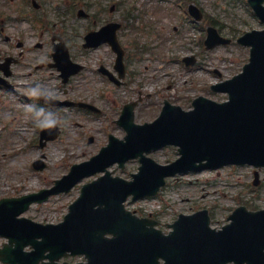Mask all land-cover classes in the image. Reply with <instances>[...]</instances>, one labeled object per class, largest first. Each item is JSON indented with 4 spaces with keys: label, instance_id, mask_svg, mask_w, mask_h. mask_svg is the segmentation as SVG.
Returning a JSON list of instances; mask_svg holds the SVG:
<instances>
[{
    "label": "rangeland",
    "instance_id": "rangeland-1",
    "mask_svg": "<svg viewBox=\"0 0 264 264\" xmlns=\"http://www.w3.org/2000/svg\"><path fill=\"white\" fill-rule=\"evenodd\" d=\"M11 1L0 0V5L12 8L18 3V0ZM38 1L42 7L38 11L37 30H34L36 25L28 21H0V28H6L4 34L13 36L16 26L17 30L26 31L25 61L13 68L10 79L15 90L0 89V200L50 188L56 179L69 173L71 166L97 155L107 146L109 135L124 138L125 131L115 121L129 102L141 99L136 108V122L144 124L157 118L165 99L184 110L191 109L193 100L200 95L218 102L226 100V95L213 93L211 85L242 71L249 60V49L237 44L236 40L253 29H264L247 0H194L204 18L210 19L223 36L233 40L230 45L207 50L204 44L207 32L199 31L196 26L206 27L202 22L194 25L184 18L183 0ZM113 4L116 9L110 12ZM82 9L91 15L89 19L78 17ZM131 14L137 16L135 21L140 29L131 30ZM118 17L126 20L127 25L119 33L123 46L127 50H132L135 44L148 48L142 53L137 50L138 54L131 56L130 69L137 74L136 82L123 87L104 82L96 71L101 61L113 65V54L107 47L88 52L82 49L84 35L89 30H96L105 20ZM54 34L64 38L76 61L87 65L85 73L66 85L54 69L36 68L41 62H51L50 39ZM3 41L0 37V49L9 50ZM38 42L44 44L43 48H36ZM188 55L198 58L195 66L186 67L183 63L182 59ZM35 82L52 89L58 100L89 103L101 109L102 114L76 107L51 108L40 104L30 91ZM29 104L45 105L61 118L57 124L60 136L43 149L40 132L44 128L38 125V117L28 111ZM150 156L160 164H167L178 158V152L175 147H166ZM38 160L46 165L43 170L34 169L33 164ZM138 168V161H131L124 172L117 166L110 170L116 176L129 179ZM254 171L250 166L225 167L170 178L164 193L147 202V212L159 213L165 230L179 215L203 209L209 210L213 227L223 226L239 206L252 211L264 209V174L256 187L253 185ZM99 175L85 179L68 193L32 205L23 216L43 224L60 223L71 203L78 198L82 184ZM5 242L7 240L0 237V247ZM67 260L76 263L82 259Z\"/></svg>",
    "mask_w": 264,
    "mask_h": 264
},
{
    "label": "water",
    "instance_id": "water-1",
    "mask_svg": "<svg viewBox=\"0 0 264 264\" xmlns=\"http://www.w3.org/2000/svg\"><path fill=\"white\" fill-rule=\"evenodd\" d=\"M249 2L264 21V0ZM107 39L121 55L116 37ZM239 42L252 47L250 63L242 74L214 87L229 95L228 102L199 97L189 112L166 102L161 116L143 126L134 124V105L126 106L119 121L128 133L124 141L112 139L100 156L75 166L65 178L67 184L61 181L39 195L2 200L0 236L8 238L9 244L0 249V261L58 264L56 261L71 253L85 254L88 264H159L160 259L165 264H264V210L251 212L241 207L221 231L210 228L207 211L180 216L172 226L174 231L165 236L154 229V222L132 216L122 205L129 195L138 199L156 194L165 177L177 173L232 164L264 167V32L246 34ZM219 43L228 41L215 36L211 45ZM62 56L68 61L66 50ZM168 145L179 147L181 157L173 164L160 166L146 158V153ZM134 158L142 163L134 182L111 179L107 172L83 186L64 223L42 226L18 219L33 202L67 192L84 177L106 171L115 163L124 166ZM27 246L34 251L26 253Z\"/></svg>",
    "mask_w": 264,
    "mask_h": 264
},
{
    "label": "flooded vegetation",
    "instance_id": "flooded-vegetation-1",
    "mask_svg": "<svg viewBox=\"0 0 264 264\" xmlns=\"http://www.w3.org/2000/svg\"><path fill=\"white\" fill-rule=\"evenodd\" d=\"M22 1H24V0H22ZM14 13H15V20L16 21H23L26 18V12L24 10V6H22V4H21V1H20V4L14 9ZM1 15L2 14H0V16ZM110 21H113V20H109L108 22H110ZM118 22L121 24V19H119ZM175 30L178 31V28H175ZM25 37H26L25 32L19 30L16 34L15 33L13 34V37L6 35L5 36V40L9 44L11 42H14L16 44V46H22L23 47V42L22 41L25 40ZM10 48L11 47L9 45V49ZM9 54H10V50L9 51L0 50V67L5 62L6 58L9 56ZM19 56H20V60H21L20 63H21L22 61L25 60L24 58L26 57L25 50H24L23 53H20ZM131 56H132V54H130V53L126 54V56H125V63H126L127 68H129V69H130V67H129L130 66V62L132 60ZM115 59H116V57H115ZM102 65L107 66L106 67L107 69H110L111 72H113V73L118 75V72L114 68V64H113V66L111 68H110V63L102 62ZM99 72H100L101 77H102L104 82L112 81L110 79V77L108 76V74H107L108 72H107L106 69L104 71H100L99 70ZM134 76H135L134 74H129L128 73L129 81H132Z\"/></svg>",
    "mask_w": 264,
    "mask_h": 264
},
{
    "label": "clouds",
    "instance_id": "clouds-1",
    "mask_svg": "<svg viewBox=\"0 0 264 264\" xmlns=\"http://www.w3.org/2000/svg\"><path fill=\"white\" fill-rule=\"evenodd\" d=\"M30 91L32 95L43 96L49 99L55 98V92L40 82L34 83ZM28 111L32 112L35 117H38L37 123L41 128L56 126L61 119L56 112L45 108L43 105L29 104Z\"/></svg>",
    "mask_w": 264,
    "mask_h": 264
}]
</instances>
